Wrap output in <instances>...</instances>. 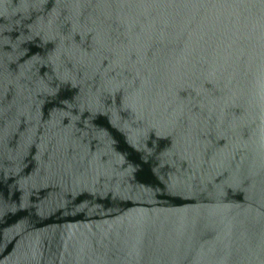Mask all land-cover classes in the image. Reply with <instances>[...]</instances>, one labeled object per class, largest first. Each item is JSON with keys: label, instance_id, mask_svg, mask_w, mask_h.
<instances>
[{"label": "water", "instance_id": "1", "mask_svg": "<svg viewBox=\"0 0 264 264\" xmlns=\"http://www.w3.org/2000/svg\"><path fill=\"white\" fill-rule=\"evenodd\" d=\"M0 264H264V0H0Z\"/></svg>", "mask_w": 264, "mask_h": 264}]
</instances>
